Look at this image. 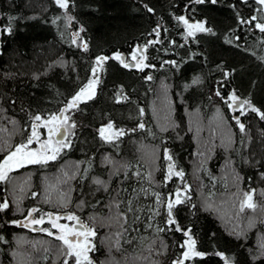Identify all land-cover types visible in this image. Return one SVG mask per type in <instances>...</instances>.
<instances>
[{"label": "trees", "instance_id": "16d2710c", "mask_svg": "<svg viewBox=\"0 0 264 264\" xmlns=\"http://www.w3.org/2000/svg\"><path fill=\"white\" fill-rule=\"evenodd\" d=\"M74 3L75 7L70 6L68 11L77 20L66 24L62 15L52 22L54 14L60 15L65 11L55 5L54 0H0V49H3L0 52V152L5 151L11 140L30 134V115L37 111H58L90 74L89 65L93 57L104 53L109 59L97 71L100 83L96 96L81 101L79 107L71 111L82 125L78 127L81 134L74 159L71 156L68 161L40 164L41 170L32 168V172L26 174V180L30 179L26 186L37 184L41 187L43 211L65 210L67 199L57 200L54 190L57 188L64 195L70 192L86 201L81 206H89L98 214L90 217L98 221L99 232L93 238L95 249L89 251V255L98 262L152 264L154 260L158 264H171L181 253L186 238L184 233L175 229L160 233L152 231V235L138 245L117 236L122 229H130V222L128 218V223H124L119 215L125 209L123 204L114 202L118 196L116 190L123 187L139 192L141 183L134 181L136 175L132 167L137 165L138 172L143 174L144 170L147 175L146 186L154 187L165 200L169 193L175 195L177 186L190 185V202L176 205L175 216L182 227L191 224V235L197 248L208 253L205 257L194 258L191 264H225V259L233 256L247 259L249 264H264V257L258 256L252 262L248 256V249H258L260 241L264 240V177H260L258 171L242 159L251 154L256 158L264 154V144L261 143L264 121L251 110L244 114L246 133L242 145V134L235 121L230 119L232 111L223 98L214 93L222 72L217 65L222 59L236 69L228 77L227 89L234 87L242 99L250 98L258 106L264 104V60L260 59L264 56V33L255 28L246 30L237 18L242 15L248 20L259 13L256 0H217L215 5L206 0L188 8H185L188 0H74ZM233 3L236 8L231 7ZM145 5H150L155 11L150 12ZM181 14L190 20L207 17L216 34L197 33L198 40H188L183 23L176 20V16ZM9 16L13 17L11 21ZM9 23L11 32L4 30ZM79 23L85 26L81 38L89 44L87 50L70 42V33L78 28ZM158 24L161 27L153 32ZM225 34L229 38L233 34L239 36L236 42L239 47L235 43H226ZM137 46L142 47L145 63L149 66L143 71L125 68L111 57V53L118 50L129 58L131 52L138 50ZM197 47L201 52L207 50V62L197 55L185 60L179 68L166 63L179 60L186 48L191 51ZM162 63L163 67L160 66ZM153 64L156 67H151ZM149 74L151 79L146 78ZM197 75L201 82L192 84V78ZM167 91L171 109L165 120L161 98ZM117 95L127 99L117 100ZM159 95L163 96L157 100ZM9 97L16 98L14 105L8 102ZM140 108L144 109V129L137 127ZM193 113L199 117L200 124L192 122L190 117ZM215 113L223 116L215 131L229 132V144L220 145L218 135L213 137L211 133L214 127L211 117ZM109 117L117 127L135 129L139 133L126 131L120 137L118 147L107 146L104 153L100 149L97 130ZM148 132H155L154 137ZM11 143L14 144L13 141ZM138 143L151 148L149 157L145 152L139 154ZM164 147L169 150L171 160L160 153ZM103 157L107 160L105 164L101 163ZM77 158L81 168L73 172L67 163L76 162ZM63 161L64 166L59 167V162ZM165 162L173 164L174 172L182 169V176L173 174L166 182ZM206 167L211 175L224 182L223 187L219 185L216 188L217 185L203 174ZM85 168L88 173L81 180ZM62 171L66 172L68 179L58 182ZM70 172L73 175L70 176ZM163 173V177H158ZM93 177L108 182V190L93 183ZM121 177L125 181L123 185ZM48 181L56 187L46 192ZM252 190L256 207L245 206L241 210L243 193ZM127 194L120 195V200L123 201ZM140 203L153 205V201L143 196H140ZM228 212L230 216L226 215ZM10 214L9 209L6 214L0 211V234L5 237L0 240V264H62L63 244L57 237L18 229L6 223L5 215L12 219ZM155 223L156 227L164 228L160 217ZM145 226V217L141 215L132 228L143 232ZM117 240L120 241L119 247L116 246ZM149 243L152 244L151 254ZM156 248H160L159 254ZM13 249L16 250L15 255ZM220 251L225 252V257L218 255ZM46 255L51 257L50 261L42 262L40 258Z\"/></svg>", "mask_w": 264, "mask_h": 264}, {"label": "snow or ice", "instance_id": "6c2138e0", "mask_svg": "<svg viewBox=\"0 0 264 264\" xmlns=\"http://www.w3.org/2000/svg\"><path fill=\"white\" fill-rule=\"evenodd\" d=\"M205 2L206 0H188V4L185 5V8H188L192 4H203ZM207 2L215 5L217 0H207ZM256 3L259 8V13H264V0H256ZM54 4L65 11L60 15L54 14L52 22L59 20L61 15L63 16L66 24L69 21L77 20V17L72 15L71 11H68L70 6L72 8L75 7L74 0H72L71 5L70 0H54ZM145 7L148 8L150 12L155 11V9L150 5H145ZM231 7L236 8V4L233 3ZM259 13L253 14L248 20H245L242 15H238L237 18L240 24L246 26V30L250 31L252 28H255L264 33V15H260ZM12 19L13 17L9 16V20L11 21ZM176 20L183 23L186 30L185 35L187 36L188 40L194 38L198 40L197 33H203L209 36L216 34L215 28L208 24L207 17L204 19L190 20L188 17L181 14L176 16ZM160 27L161 26L159 24L156 25V27L153 29V32H156ZM84 28V24L79 23L78 28L70 33V42L77 45L79 48L87 50L89 48V44L86 40L81 38V33L84 31ZM4 30L11 32V24L9 23L8 25L4 26ZM228 31L232 32V29H229ZM61 35H63V33H61ZM239 39V36H236L235 34H233L230 38L227 34H225L226 43H235L236 46L239 47L238 43H236L239 41ZM173 43H175V41H173ZM137 49L140 51V54L137 55V51L131 52L130 60L126 59L125 54L118 50L113 51L111 53V57H113L119 62L120 65L125 68H136L143 71L146 67H148L146 63H143V61L146 60V57L143 54V49H141L139 46H137ZM2 51L3 49H0V52ZM164 51L167 52L168 49H164ZM197 55L202 56L205 62H207V50L205 49L204 52H201L199 47H197L191 51L186 48L184 50L183 57H180L179 60L166 61V63L175 65L177 68H179L180 64L185 60L193 59ZM108 59L109 56L105 55L104 53L97 54L93 57L92 63L89 65L90 74L85 76L84 82H82L78 86L77 90H75L74 93L66 99L63 105L59 107L58 111H50L47 113H41L40 111H37L33 115H30V134L22 138L19 143H15L9 147L6 153L0 157V180H6L8 173L14 168H19L21 165L33 163L48 164L50 161H57L62 152H64L66 149L74 147V141L69 137H76V130L78 127H82V125L71 115V111L79 107L80 101L89 100L91 97L96 96V86L100 83V76L97 74V70L103 68V62ZM260 59L264 60V56H261ZM160 66L163 67V63ZM151 67H156V65L153 64ZM217 67L221 68L222 72L217 81V85L214 88V93L216 96L222 97L227 107L232 111L233 114L230 119L235 121V126H238V129L242 134L240 143L243 145V135L246 133V125L242 119L244 114L251 110V112L257 114L261 121H264V104L258 106L250 98L241 99V97L237 95L234 87L227 89L228 77L233 75L236 72V69L229 66L222 59L220 60ZM5 75L7 76L8 74L5 73ZM146 78L151 79V74H149ZM200 82L201 77L199 75L194 76L191 80L192 84H199ZM185 86L187 87L188 85ZM115 99H127V97H121L120 95H117ZM8 102L14 105L16 98L9 97ZM237 109H239V112H237ZM143 112L144 109L140 108L138 112L139 123L137 124V127L140 129H144L146 127L143 119ZM220 119L223 120V116H221ZM38 124H42L43 128L46 129V134L44 132L38 131ZM25 127H28V125L26 124ZM97 131L103 142L113 144V146H115L120 136H123L126 131H135V129H126L123 126L117 127L115 122L109 117L106 123L100 124ZM165 139H167V137H165ZM249 139H251V137H249ZM33 142L35 143V146H33ZM261 143L264 144V132H262ZM93 155L95 154L93 153ZM164 156L168 160L172 159L168 149H164ZM242 159L245 162L250 163L258 171L260 177H264V154L260 155L259 158H256L255 154H251L248 157H242ZM229 163H231V159H229ZM167 167L168 174L164 176L165 181L171 179L173 174L176 177L182 176V169H178L174 172L173 164L171 163L168 164ZM83 172L84 174L80 176L81 180H84V175L88 173V169L85 168ZM236 179L239 180L240 176L237 175ZM93 180L97 185L102 186L105 191L108 190V182L102 180L100 177H93ZM249 180H251V177H249ZM124 183L125 181L123 180V177H121V184L123 185ZM189 189L190 185L188 184H184L183 187L177 186L174 189L175 195L169 193L166 200L159 193L153 192L152 196L155 197L153 206L142 205L140 203L141 195L147 197L148 199H152V197L148 195L147 191L137 192L136 189L126 190L123 187L117 188L116 190L118 196L114 199V202L117 205L123 204L125 210L120 211L119 215L123 219L124 223H128L129 214L131 215L132 225H135L140 219V216L144 215L147 229H152V224L156 221L157 217H160L164 228L161 229L159 225H157V228L155 229L156 233L172 231L173 229L184 233L186 238L181 246V253L171 262V264H191L194 258L205 257L208 255V253L205 251H201L197 248L196 240L191 235V224L182 227L175 216L174 210L176 205L190 202ZM253 191L254 190L245 191L243 193L244 198L240 203L241 210H243L245 206L248 208L256 207V203L252 198ZM126 192L128 194L125 196V199L121 201L119 198L120 195H124ZM32 195H36V193H32ZM82 195L86 194L82 193ZM79 203L83 205L86 203V201L81 199ZM193 208H195V205H193ZM8 209V199L6 197L0 198V211H4L6 214ZM16 211L20 212L22 209L17 208ZM26 211L27 215L23 217L26 227L45 225V221L47 220V225L40 228V231L48 233L51 236L58 237V239L62 241V264H105V261L98 262L92 255H89V251L95 249L96 247L93 243V240L90 239V237L94 238L97 235L94 226L84 223L81 217L76 215L74 211H48L42 212L39 215H33L38 211V208L35 205L26 209ZM4 219L6 223L11 225L21 223L20 219H7L6 215ZM62 219L69 222H62ZM72 221H75V223H71ZM126 231H136V229L134 227L131 229H122L120 233H117V236L123 238V233ZM241 234L243 233H237V235ZM2 239H5V237L0 234V240ZM133 239L135 238H129L128 242L131 243ZM116 246H120L119 240H117ZM148 248L149 254H151V243H149ZM15 251L16 250L13 249L14 255ZM156 252L159 254L160 248H156ZM218 255L220 257H225V252L220 251ZM248 256L251 257L252 262H255L258 256L264 257V240L260 241L258 249L253 250L249 248ZM113 264H118V262L113 261ZM152 264H158V262L153 260ZM225 264H249V261L247 259H239L236 256H233L230 259L226 258Z\"/></svg>", "mask_w": 264, "mask_h": 264}, {"label": "flooded vegetation", "instance_id": "af4514ba", "mask_svg": "<svg viewBox=\"0 0 264 264\" xmlns=\"http://www.w3.org/2000/svg\"><path fill=\"white\" fill-rule=\"evenodd\" d=\"M139 47L142 49L141 46H139ZM139 54H140V51L137 50V55H139ZM126 59L130 60L131 55L129 56V58L126 57ZM145 62H146V60L143 61V63H145ZM134 69H136V68H134ZM137 70H139V69H137ZM73 117H75V116H73ZM37 127H38V131L44 132L46 134V129L42 128L43 127L42 124H39ZM76 131H77L76 137H69L74 141V147H72L70 149H66L64 152H62L60 157H58L57 160H67L68 161V159H71V156H72V159H74L76 151H77L76 150L77 149L76 143L80 141L79 138H80V134H81V130L79 128H77ZM24 132L25 131H23L22 133L25 134ZM135 132L139 133V131H135ZM154 134H155V132H148V135L151 137H154ZM97 135H98V131H97ZM120 137L118 138L116 145L119 144V141L121 140ZM20 141H21V139H14L13 140L14 144L19 143ZM14 144L11 143L9 145V147H11ZM33 144H34V142H33ZM116 145L113 146V144L105 143L100 138V146H101L100 149L104 153L107 151V146H109V148L118 147ZM164 149H167V148H165V147L162 148V150L160 151L161 154L164 153ZM6 151H7V149L3 152H0V157H2L3 154L6 153ZM76 160H77V163L80 162V161H78L79 160L78 158ZM60 163H61V165H59V167L64 166V161L59 162V164ZM80 164H79L78 168H81ZM164 164L166 165V167H165L167 170L166 173H168V167L167 166H168V164H170V162H165ZM32 168H35L36 170H41L40 164H35V163L25 164V165H21L19 168L12 169L8 173L6 180H0V198L6 197L9 201V210L11 211V214H10L11 216L9 218L21 220L20 224L15 225L18 229L24 228V229L29 230V231H36L37 230L36 228H38L37 225H34L33 227H26L25 226L23 217L27 215L26 209H28L34 205L37 206L38 211L36 213H34L33 215H39L42 212H48L50 210L43 211V209H42V204L40 201V195H41L40 185L34 184L32 186H26L24 184V182L27 179L26 174L31 173ZM164 174L165 173H163V175H158V177H160V176L163 177ZM169 180H167L166 182H169ZM32 193H36V195H32ZM77 197L78 196L70 194V192H69L68 198H67L68 199V206L65 210H63L61 212L74 211L76 213V215L81 217V219L84 223H87L86 218L92 217V215L93 216L96 215V213H95L96 210H91V207H89V206H81V204L79 203V201L81 199L80 198L78 199ZM103 207L104 206L102 205V208ZM17 208L22 209V211L17 212L16 211ZM92 212H94V213H92ZM89 220H90V218H89ZM67 222H69V221H67ZM71 223H75V221H72ZM87 224H89L90 226H94V224L92 222L87 223ZM94 228H95L96 233H98L99 231H98L97 226H94ZM37 231H39V230H37Z\"/></svg>", "mask_w": 264, "mask_h": 264}, {"label": "rangeland", "instance_id": "374dc122", "mask_svg": "<svg viewBox=\"0 0 264 264\" xmlns=\"http://www.w3.org/2000/svg\"><path fill=\"white\" fill-rule=\"evenodd\" d=\"M98 70H100V69H98ZM97 70V71H98ZM97 87V86H96ZM163 95H159L158 97H157V100H159L161 97H162ZM170 97H169V93H168V91H167V94L166 95H164V97H162L161 98V100H162V109H163V112L165 113V114H163V115H165V117H164V119L166 120V118H168V114H169V111H170V104H169V102H170ZM155 104H154V102H153V104H152V108H153V106H154ZM153 110H154V108H153ZM156 112V111H155ZM158 112V111H157ZM157 112H156V114H157ZM237 112H239V111H237ZM159 113H160V111H159ZM197 113L198 112H196V115H197ZM231 114H233L232 112H231ZM195 115V113H193L192 114V117H190V118H192L191 120H192V122L193 123H195L196 122V124L195 125H197V124H200V120H199V117L198 116H196ZM211 123H213V125H214V127L212 128V130H211V133H212V135H213V137H216L217 135H218V137L217 138H219L220 140H219V144L220 145H225V144H229V142H230V138L228 137L229 136V132H225V131H223V130H219L218 131V133H217V131H215V126L217 125V126H220L219 124H220V117H219V115L217 114V113H215V114H213L212 115V117H211ZM170 126V125H169ZM43 128V127H42ZM45 129V128H44ZM10 136H11V134H9ZM14 140V139H13ZM13 140H11V141H13ZM11 141L8 143V145L6 146V148H5V150L6 149H8L9 148V145L11 144ZM138 145H139V149L141 150L140 151V153L139 154H142V153H144L145 152V156H150V154H151V148L150 147H147V145H145V144H142V143H138ZM226 148H227V146H226ZM153 152V151H152ZM148 159V158H147ZM101 163L102 164H105V163H107V160L103 157L102 158V160H101ZM68 164V166H70V168H72L71 170H73V172H74V169H77L78 168V166H79V164H80V162H78L77 163V161L75 162H68L67 163ZM127 167H128V164H127ZM127 167H126V169H127ZM133 167V172H135L134 173V175H136L135 177V179H134V181L135 182H140L141 183V188H139L138 190H139V192H141V191H147V193H148V195L149 196H151V197H154V196H152V193L153 192H156L155 191V188H153V187H151V188H149V187H147L146 186V184H145V179H146V177H147V175H146V173H145V171L143 170L142 171V173L143 174H141V172L139 173L138 172V168H137V165L136 166H132ZM165 167H166V165H165ZM149 169V168H148ZM150 170V169H149ZM59 170L57 171V173L59 174ZM115 172V171H114ZM167 172V170L165 171V173ZM69 173V172H68ZM148 173V172H147ZM203 174L206 176V177H209L210 179H211V181L213 182V185H217V187L216 188H219V185H221L222 187L224 186V182L222 181V180H219L218 178H216L215 176H213V175H211V173H210V171H209V169L206 167L204 170H203ZM71 175H73V173L72 172H70V176ZM145 175H146V177H145ZM58 176V175H57ZM68 177V175H66V172H63L62 171V173H61V176H59V178L57 179V181L59 182H61V181H63V180H66V179H68L67 178ZM70 178V177H69ZM213 178H215V179H213ZM30 179H28V181H29ZM70 180V179H69ZM27 180L24 182V184L26 185L27 184V182H28ZM92 182L93 183H95V181L92 179ZM96 184V183H95ZM28 185V184H27ZM52 185H53V183H49V181L45 184V191L47 192V190L49 189V188H52V189H55V187H56V185H54V187H52ZM97 185V184H96ZM24 186V185H23ZM137 191V190H136ZM215 192H217L216 190H214V193ZM68 193L69 192H67V195H64L60 190L58 191L57 190V188L54 190V194H55V196L56 197H58V199L57 200H62V198L64 197V199L63 200H66L67 198H68ZM156 193H158V192H156ZM214 193H212L211 195L213 196V194ZM142 196V195H141ZM144 197V196H143ZM253 198V197H252ZM154 199H155V197L154 198H152V199H148L150 202H152V201H154ZM40 201H42V199H41V197H40ZM57 203H60V202H57ZM52 205H55L54 204V202H52L51 203ZM151 205V204H150ZM67 206H68V199H67V205H66V208H67ZM153 206V205H152ZM51 211V210H50ZM52 211H54V210H52ZM226 215H229L230 216V212H228V213H226ZM90 218V217H89ZM89 218H86V221H87V223H90V222H92L93 224H94V226H96V224H97V222L98 221H96L95 220V217L93 218V219H90L89 220ZM128 218H129V222H130V229L132 228V223H131V215L129 214V216H128ZM88 219V220H87ZM62 222H67L66 220H64V219H62ZM47 220L45 221V225H47ZM45 225H37L38 226V228H36L37 230H39V231H37L36 230V232H42V231H40V228H42L43 226H45ZM102 228L105 230V228H104V226H102ZM157 227H156V223L154 222L153 224H152V229H147V226H145L144 227V230H143V232L141 231H132V233H130L131 231H128V232H126V234L123 236V238H124V241H129V238H135V239H133L132 240V245H138V244H142L143 243V241H145V240H147L152 234H151V232L153 231V232H155V229H156ZM55 237V236H54ZM58 238V237H57ZM142 238V239H141ZM90 239H92L93 240V238H91L90 237ZM62 242V241H61ZM113 244V243H112ZM20 256V255H19ZM16 257H17V255H16ZM46 257V258H45ZM41 260H42V262H48V261H50V259H51V257L48 255H46V256H43L42 258H40Z\"/></svg>", "mask_w": 264, "mask_h": 264}, {"label": "water", "instance_id": "95a60500", "mask_svg": "<svg viewBox=\"0 0 264 264\" xmlns=\"http://www.w3.org/2000/svg\"><path fill=\"white\" fill-rule=\"evenodd\" d=\"M125 57H126V54H125ZM241 99H242V98H241ZM237 111H239V109H237ZM38 125H39V124H38ZM38 125H37V126H38Z\"/></svg>", "mask_w": 264, "mask_h": 264}, {"label": "bare ground", "instance_id": "6f19581e", "mask_svg": "<svg viewBox=\"0 0 264 264\" xmlns=\"http://www.w3.org/2000/svg\"><path fill=\"white\" fill-rule=\"evenodd\" d=\"M136 82V81H135ZM135 173V172H134Z\"/></svg>", "mask_w": 264, "mask_h": 264}]
</instances>
